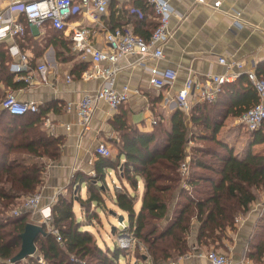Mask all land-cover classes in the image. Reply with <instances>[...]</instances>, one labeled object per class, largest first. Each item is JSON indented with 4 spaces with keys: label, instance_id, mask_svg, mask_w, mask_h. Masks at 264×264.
<instances>
[{
    "label": "trees",
    "instance_id": "trees-1",
    "mask_svg": "<svg viewBox=\"0 0 264 264\" xmlns=\"http://www.w3.org/2000/svg\"><path fill=\"white\" fill-rule=\"evenodd\" d=\"M135 8L142 11L143 17L134 21V33L149 39L159 23L154 9L148 0H135ZM149 14L154 23H147ZM46 24L47 38L39 43L28 35L30 25L25 19L24 33L18 37L20 47L33 49L38 59L47 46L53 45L59 62L71 61L75 57L73 42L50 21ZM117 27L123 26H113ZM3 45L6 47V43ZM11 64L7 50L0 46V81L13 89L23 87V83H13ZM76 67L79 77L89 69V62L82 61ZM257 73L264 78V60L259 62ZM4 98L5 95L0 98V104ZM258 99L248 77L242 75L225 84L215 102L194 104L189 116L180 107L168 117L158 115L151 130L130 124L124 112L117 114L113 127L121 134L115 142L118 152L112 157L96 155L94 175L83 171L73 175L69 185L71 198L60 195L52 206L50 225L58 235L48 231L44 224L48 233L37 239V254L16 263L10 261L21 250V234L33 222L31 212L21 207L27 197L39 192L44 182L45 165L36 159L58 160L64 139L48 135L42 128L49 108L39 106L36 112L24 115H11L0 108V264H122V256L133 253L143 257L139 253L142 245L152 264H166L191 252L194 234L195 244L218 247L228 231L235 229L237 217L247 213L264 193V154L251 150L264 144V130L250 134L251 149L243 158L220 137L226 120L242 116ZM195 141L202 144L189 148L190 142ZM21 154H27L28 158H19ZM188 156L190 161L186 163ZM184 164L188 165L187 172L182 170ZM110 169L123 182V187L116 191L115 205L128 219L126 228L122 231L116 228L113 236L134 237L139 244L131 250L117 243L104 247L89 229L102 226L97 209L109 211L106 181ZM140 180L144 183V195L137 210ZM84 183L86 198L80 196ZM77 186L80 188L75 195ZM75 202L82 208V218L77 217ZM16 207L18 215L10 214ZM252 246L249 257L260 261L264 256V232Z\"/></svg>",
    "mask_w": 264,
    "mask_h": 264
},
{
    "label": "crops",
    "instance_id": "crops-1",
    "mask_svg": "<svg viewBox=\"0 0 264 264\" xmlns=\"http://www.w3.org/2000/svg\"><path fill=\"white\" fill-rule=\"evenodd\" d=\"M169 2L174 10L170 24L173 35L165 44L164 59L150 60L147 62V67H156L160 70L172 68L177 71V78L163 90H157L150 85L151 74L147 68L138 64L137 56L122 57L118 63L121 70L117 75L116 85L117 88L128 85L131 88L130 99L122 109L117 110H112L106 102H100L94 111L89 129H84L75 109H67L69 103L77 104L86 94L97 91L102 85L100 79H85L83 77L85 71L79 77L75 72L77 63L82 61L89 62L88 68L91 69L92 64L89 58L84 59L81 53L72 49L75 57L69 62L61 63L57 59L55 47L49 45L44 49L42 57L36 59L33 49L20 47L19 38L0 41V46L7 50V54L12 60L9 70L13 74V83L24 84L23 87L13 89L0 81V98L12 92L21 101H33L40 107L49 108L42 128L48 135L64 139L61 156L58 160L36 159L45 165L44 182L39 188L42 197L41 209L54 205L60 195L69 197V185L76 172L95 174L93 168L97 155L96 148L101 142L111 150L112 156L118 152L115 142L120 140L121 134L113 127V121L117 114L124 112L130 124L138 126L141 130H151L152 121L157 120L154 117V110L160 111V114L165 117L176 110L178 107L175 100L176 94L183 87L191 72L198 79H204L210 74L224 73L225 67L219 63L220 57L242 62L246 69L252 67L254 62L258 65L264 60V0H169ZM217 2H220L219 7L214 5ZM131 9H135V0H112L107 13L100 15L98 21L91 20L85 14H80L73 16L70 23L91 27L93 45L103 49L106 47V32L113 30V26L121 25L123 28H130L135 32L134 21L139 16L134 12L131 14ZM0 11L5 12L7 16L16 17L24 24L25 17L18 12H9L6 0H0ZM236 16H238L239 25L235 23ZM152 17L149 14L146 19L147 23H154ZM48 29L45 22L39 26L30 25L27 32L33 40L44 43ZM5 43L6 47L3 45ZM12 46H17L20 53L14 55L10 51ZM22 55L27 57V69L21 73L15 72L12 66L22 63ZM40 64L47 65L46 81L38 72L37 68ZM102 65L107 66L108 64L103 63ZM27 75L30 76V82L24 80ZM68 75L72 77L71 81L67 80ZM0 108L3 109L1 104ZM152 118L155 119L152 120ZM236 121L240 123L239 117H229L220 137L235 149L238 157L243 158L251 149L252 136L249 135L246 144L242 148H238L230 140V137L238 133V130H234L227 137L224 133L226 128L230 130L234 126L236 127ZM228 124L230 126H227ZM244 129L251 134L245 127ZM251 150L254 154H264V144L253 146ZM19 158L26 159L28 156L21 154ZM122 161H125L124 155H122ZM109 178L116 191L123 187V182L118 179L114 169L108 171L107 180ZM106 185L109 188V182L106 181ZM127 186L130 189L129 185ZM140 190H143L140 197L142 204L143 180H140L136 192L137 210L141 208V204H139ZM75 195L77 194L75 193ZM80 196L87 197L86 183L81 187ZM109 201L111 205L117 207L115 196ZM262 203H264V193L251 205L247 213L239 215L240 222H235V229L229 230L223 242L214 248L229 256L233 264H264V256L260 261H257L255 257H249L253 250L252 244H256L264 232ZM107 206L110 209L108 203ZM74 208L77 217L82 218V208L78 202H75ZM113 209L115 210V208ZM97 210L101 219L103 217L107 219L110 236L114 237L112 228H117L116 224L103 209ZM118 210L114 212L117 215H123L126 223L127 215L123 214L120 209ZM32 215L37 216L41 221L40 212ZM103 221L102 219L104 226ZM191 243L193 244L191 252L171 261H175L177 264H211L206 258L208 252L211 251V246L195 244V234ZM142 258L146 264H152L149 256L147 259ZM139 260L137 264H139Z\"/></svg>",
    "mask_w": 264,
    "mask_h": 264
},
{
    "label": "built area",
    "instance_id": "built-area-1",
    "mask_svg": "<svg viewBox=\"0 0 264 264\" xmlns=\"http://www.w3.org/2000/svg\"><path fill=\"white\" fill-rule=\"evenodd\" d=\"M9 12H18L25 17L31 26H39L46 21H50L53 26L63 32L65 38L73 42V50L82 54L84 59L89 58L92 68L84 72L83 77L87 80H102L101 87L92 93L86 94L77 104L69 103L68 110L75 109L84 129H89L94 111L100 102H106L112 110L119 109L130 99L131 88L124 85L117 88V75L121 70L118 66L119 60L125 56H137L138 64L147 68L151 74L150 85L157 90H163L169 83L177 78V71L172 68L160 70L156 67H147L150 60H162L165 57V44L171 39L173 33L170 29L171 17L174 10L169 0H148L153 7L158 26L149 39L137 35L130 28L117 27L108 30L105 35L106 47L97 48L92 43V29L89 26L73 25L70 19L80 14L87 15L91 20L98 21L99 16L106 14L112 0H6ZM203 1V0H199ZM220 6V2L214 4ZM137 13L143 17L141 10L131 9V13ZM236 25H239L238 16L235 17ZM25 27L19 19L7 16L0 11V41L15 39L24 33ZM10 51L15 55L20 53L17 46L10 47ZM22 63L13 64L15 72H23L27 69V57L22 55ZM107 63V66H103ZM219 63L225 67V72L221 74H210L204 79H198L192 72L186 79L183 87L176 94L177 106L183 109L189 116L192 106L198 102H215L223 93L225 84L235 82L240 76L246 75L255 88L258 95V102L239 117L240 123L251 133L264 130V78L257 73V64L254 62L249 69L239 61L220 57ZM38 72L46 81L45 74L47 65L40 64ZM30 82V76L24 78ZM71 81L72 77L67 76ZM3 109L11 115H24L36 112L39 105L33 101L24 102L9 92L1 102ZM158 120H153L156 125ZM96 154L104 157H111V150L101 142L96 148ZM190 161L187 157L186 163ZM183 172L188 171V165L184 164ZM41 194L38 192L29 196L22 205V209L32 214H41V223L48 224L52 221V205L41 209ZM57 201H55L56 203ZM264 209V203L261 204ZM19 211L14 212L18 215ZM240 216L236 223L240 222ZM123 222V228H126ZM51 231V230H50ZM58 235L57 230H52ZM60 239V238H59ZM118 245L127 250L133 249L139 242L132 236L121 234L117 236ZM141 246V245H140ZM211 264H233L231 258L226 254L216 250H211L206 255ZM166 264H177L169 261Z\"/></svg>",
    "mask_w": 264,
    "mask_h": 264
},
{
    "label": "rangeland",
    "instance_id": "rangeland-1",
    "mask_svg": "<svg viewBox=\"0 0 264 264\" xmlns=\"http://www.w3.org/2000/svg\"><path fill=\"white\" fill-rule=\"evenodd\" d=\"M158 115H160V111H155L154 110V117L155 118H157L158 119ZM155 118H152V120L153 119H155ZM189 123V127L190 128H192V123L189 121L188 122ZM236 127L234 128L233 127V129H230V130H228L226 127V129H225V131H224V133L226 134L225 136L227 137L228 135H230L231 134V132H233L234 130H238V133H235V134H233L231 137H230V140L231 141H233V144L235 143V145L238 147V148H242L245 144H246V139H247V137L250 135L245 129H244V127H243V125L241 124V123H239L238 121H236ZM227 126H230V124H228ZM198 144H202V143H198V142H190V144H189V148H192V147H194V146H197ZM107 182H109V189H108V195H107V197H106V201H107V203H108V205H110L109 207H110V209H109V211L107 212V214H109L108 216L110 217V219L116 224L115 226H117V228L120 230V231H122L124 228H123V226L119 223V221H118V219L116 218V217H114V216H112L110 213H111V211H119L118 210V208L117 207H114L113 205H111V203H109L110 201L109 200H111V198L113 197V196H115V194H116V190H115V188H114V185L112 184V182H111V179L109 178L108 180H107ZM75 193V192H74ZM142 193H143V190L141 191H139V204H141V196H142ZM68 194H70L69 195V197L68 198H71V192L70 191H68ZM263 195V194H262ZM30 196H32V195H30ZM85 196H86V194H85ZM28 198V197H27ZM26 198V199H27ZM25 199V200H26ZM19 207H16V208H13L12 210H11V212H10V214H13V215H15L14 214V212H16L17 211V209H18ZM113 208H115V210L113 209ZM77 209V208H76ZM32 214V213H31ZM104 221H103V224H104V226L102 225H96L95 227H93V226H91V227H89V229H91L95 234H97V237H98V239H99V242L102 244V246H104L105 247V245L107 244V245H109V246H111V247H114L115 246V244L117 243L118 244V241H117V238L115 239L114 237H112V236H110V233H109V231H110V227H109V225H108V222H107V219L106 218H102ZM31 221H33V222H35V223H40L41 221H40V218H38L37 216H35V215H31ZM38 221V222H37ZM40 221V222H39ZM50 223L51 222H49L48 224H46L47 225V229H48V231H52V230H54V228L50 225ZM126 225L125 226H127L128 225V219L126 220V223H125ZM100 228V229H99ZM99 230V231H98ZM215 247L214 246H211L210 247V250H216V249H214ZM217 251V250H216ZM139 253H141L142 255H143V257H146V256H149V253H148V251L146 250V247L144 246V245H142L141 246V251L139 252ZM138 259H140L139 260V264H146L145 262H144V260H143V258L139 255H135V254H133L132 253V255L130 256V257H125V256H122V258H121V263L122 264H137V261H138Z\"/></svg>",
    "mask_w": 264,
    "mask_h": 264
},
{
    "label": "water",
    "instance_id": "water-1",
    "mask_svg": "<svg viewBox=\"0 0 264 264\" xmlns=\"http://www.w3.org/2000/svg\"><path fill=\"white\" fill-rule=\"evenodd\" d=\"M123 166H121V170ZM102 188H105L104 185H101ZM80 186L75 188V193L77 194ZM111 214L116 217L119 223L122 225L125 218L123 215H117L116 212L112 211ZM45 223H35L30 222L26 225L24 232L21 234L22 246L20 252L11 259V263L20 262L27 259L28 257H33L37 254V239L40 235L46 234L44 225ZM115 227L112 228L113 233L115 232ZM147 259V256L145 257Z\"/></svg>",
    "mask_w": 264,
    "mask_h": 264
}]
</instances>
